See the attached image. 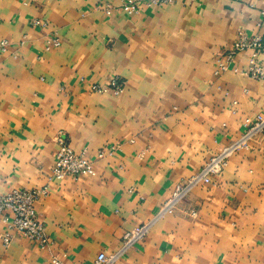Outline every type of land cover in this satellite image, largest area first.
Returning <instances> with one entry per match:
<instances>
[{
  "label": "crops",
  "instance_id": "0c3cea01",
  "mask_svg": "<svg viewBox=\"0 0 264 264\" xmlns=\"http://www.w3.org/2000/svg\"><path fill=\"white\" fill-rule=\"evenodd\" d=\"M122 1L0 0V194L45 187L34 211L52 241L11 231L5 244L0 222V264H95L149 221L110 264H264V133L156 217L178 182L264 115V79L233 70L250 51L224 72L216 60L239 30L264 41V0H178L133 15ZM52 37L61 44L48 49ZM115 77L122 92L91 91ZM59 134L91 174L51 178Z\"/></svg>",
  "mask_w": 264,
  "mask_h": 264
},
{
  "label": "built area",
  "instance_id": "2783aa9c",
  "mask_svg": "<svg viewBox=\"0 0 264 264\" xmlns=\"http://www.w3.org/2000/svg\"><path fill=\"white\" fill-rule=\"evenodd\" d=\"M177 1L178 0H123L120 8L125 13L133 15L139 13L142 5L159 6L172 4ZM107 13H109V10ZM31 24L35 27L47 26V22L39 18L32 19ZM60 44L61 40L59 38L52 37L47 41V48H57ZM7 45L8 41L6 39L1 40L0 50L5 51ZM247 51H250V55L246 58V68L240 70L235 66L233 70L235 72L247 74L256 80H263L264 67L260 63L259 56L264 51V41L258 33L247 35L241 30L237 32L236 39L231 46L218 54L216 58L218 64L217 72H224L232 68L231 65L235 58L239 54ZM123 87V82L115 77L111 78L106 86L92 84L90 89L97 93H103L107 89L122 92ZM261 133H264V115L257 116L238 139L223 145L197 172L185 181L178 182L156 217H160L165 213H171L175 204L183 197L187 196L198 184L210 183L214 176L222 173L232 154L239 149L248 148L252 138ZM56 142L57 149L51 171L52 179L61 180L67 177H77L93 172L92 161L87 158L85 151H75L70 145L68 138L62 134L57 136ZM114 148L115 147H110L109 150L100 149L97 151L96 155L98 158H102L106 153H112ZM45 193L46 188L43 187L39 189L13 188L4 194H0V222L4 223L7 227V231L3 235V242L5 244L10 240L11 231H14L20 233L24 237L34 240L41 248H48L51 246L52 241L45 230L44 223L37 217L34 211L35 202ZM189 214L195 216L196 212L190 210ZM151 223L152 221H149L125 231L121 238L120 250L111 256L99 253L95 260V264H110L122 252L144 239ZM51 263L63 264L57 256L51 258Z\"/></svg>",
  "mask_w": 264,
  "mask_h": 264
},
{
  "label": "rangeland",
  "instance_id": "374dc122",
  "mask_svg": "<svg viewBox=\"0 0 264 264\" xmlns=\"http://www.w3.org/2000/svg\"><path fill=\"white\" fill-rule=\"evenodd\" d=\"M184 181H185V180H184ZM165 202H166V201H165ZM165 202H164V203H165ZM188 214H189V212H188ZM189 215H190V214H189ZM190 216H191V215H190ZM192 217H194V216H192Z\"/></svg>",
  "mask_w": 264,
  "mask_h": 264
}]
</instances>
